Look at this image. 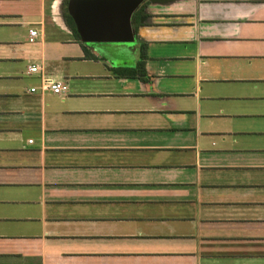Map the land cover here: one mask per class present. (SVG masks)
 Wrapping results in <instances>:
<instances>
[{
  "label": "crops",
  "instance_id": "obj_1",
  "mask_svg": "<svg viewBox=\"0 0 264 264\" xmlns=\"http://www.w3.org/2000/svg\"><path fill=\"white\" fill-rule=\"evenodd\" d=\"M68 1L0 0V264H264V132L202 106L264 99V0H148L143 80Z\"/></svg>",
  "mask_w": 264,
  "mask_h": 264
},
{
  "label": "water",
  "instance_id": "obj_2",
  "mask_svg": "<svg viewBox=\"0 0 264 264\" xmlns=\"http://www.w3.org/2000/svg\"><path fill=\"white\" fill-rule=\"evenodd\" d=\"M144 0H69L66 6L82 41L134 44V15Z\"/></svg>",
  "mask_w": 264,
  "mask_h": 264
},
{
  "label": "rangeland",
  "instance_id": "obj_3",
  "mask_svg": "<svg viewBox=\"0 0 264 264\" xmlns=\"http://www.w3.org/2000/svg\"><path fill=\"white\" fill-rule=\"evenodd\" d=\"M127 44V43H98L95 50L98 52L100 59L98 63L94 61H86L82 64H77L79 73H94L101 69L103 60L106 63L115 66H135L140 54L141 45ZM186 82L187 78L179 80ZM171 82V81H170ZM174 85L176 82H171ZM91 82H86L85 87L91 86ZM183 100V99H182ZM185 102L193 103L194 99L184 98ZM209 103V104H208ZM209 106L208 109L205 107ZM203 110H210L217 112L219 119H225L223 115H228L232 119H236L237 124H240L250 130L264 132V99L259 100H245V99H215L212 101H203ZM196 108V107H195Z\"/></svg>",
  "mask_w": 264,
  "mask_h": 264
},
{
  "label": "trees",
  "instance_id": "obj_4",
  "mask_svg": "<svg viewBox=\"0 0 264 264\" xmlns=\"http://www.w3.org/2000/svg\"><path fill=\"white\" fill-rule=\"evenodd\" d=\"M143 13V7L139 8V10L136 12L134 15V29L137 31L138 25H139V19L141 14ZM64 19L66 24L69 26L71 31L73 32L74 36L79 39V35L76 31V27L74 24V21L72 17L68 14L67 9L64 8ZM86 55L90 56V52L85 48ZM145 60H146V46L141 45L140 48V56L139 60L133 67H118L115 68L116 74L123 76V77H128V78H140V79H145L146 76V70H145Z\"/></svg>",
  "mask_w": 264,
  "mask_h": 264
},
{
  "label": "built area",
  "instance_id": "obj_5",
  "mask_svg": "<svg viewBox=\"0 0 264 264\" xmlns=\"http://www.w3.org/2000/svg\"><path fill=\"white\" fill-rule=\"evenodd\" d=\"M37 31L36 30H30L29 32V42H34L35 38L37 36ZM38 67L37 66H31L30 67V72H35L37 71ZM42 89L43 90H49L55 94H61L64 92H67L68 88L67 85L64 84L61 81H57V80H53V79H49V78H45L43 79L42 82ZM32 91L35 90V88L31 89Z\"/></svg>",
  "mask_w": 264,
  "mask_h": 264
},
{
  "label": "flooded vegetation",
  "instance_id": "obj_6",
  "mask_svg": "<svg viewBox=\"0 0 264 264\" xmlns=\"http://www.w3.org/2000/svg\"><path fill=\"white\" fill-rule=\"evenodd\" d=\"M148 0H144V2L142 3V5L140 6L141 8L143 7V10L147 4ZM142 15V14H141ZM133 23H134V20H133Z\"/></svg>",
  "mask_w": 264,
  "mask_h": 264
}]
</instances>
